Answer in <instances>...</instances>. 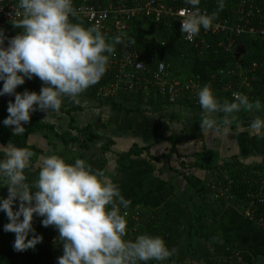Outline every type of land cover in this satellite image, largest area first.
Wrapping results in <instances>:
<instances>
[{
    "label": "clouds",
    "instance_id": "obj_1",
    "mask_svg": "<svg viewBox=\"0 0 264 264\" xmlns=\"http://www.w3.org/2000/svg\"><path fill=\"white\" fill-rule=\"evenodd\" d=\"M200 2L185 0L193 10L181 21L182 34L194 37L201 28L207 31L213 25L216 13H201ZM224 6L225 0H217L218 10ZM16 8L10 22L20 31L8 38L7 47L0 29V96L15 93L0 123L11 127L13 134L23 131L32 113L59 111L63 98L75 99L98 83L115 45L122 42L120 35L107 38L98 24L84 27L71 22L70 17L76 16L73 0H17ZM33 76L42 82L38 93L15 91ZM196 96L206 114L200 121L205 135L217 127L214 114L224 113L227 126L233 113L261 107L259 101L253 105L238 92L232 94L231 102H221L207 84ZM250 126L259 133L264 120L255 119ZM0 153V187L8 188L6 198L0 197V211L8 218L3 230L15 234V251L34 248L42 241L32 225L35 214L43 217L42 226H54L63 242L56 264H138L164 261L175 252L160 236L124 239L127 211L121 213V209L126 210L130 201L103 171L93 170L83 159L68 163L55 154L42 157L37 178L28 183L25 170L31 167L33 152L26 147H2Z\"/></svg>",
    "mask_w": 264,
    "mask_h": 264
},
{
    "label": "crops",
    "instance_id": "obj_2",
    "mask_svg": "<svg viewBox=\"0 0 264 264\" xmlns=\"http://www.w3.org/2000/svg\"><path fill=\"white\" fill-rule=\"evenodd\" d=\"M0 29L6 37L4 47H7L8 38L20 31L11 25L0 26ZM121 43L129 44L134 50H137L136 46L139 44L141 50L155 54L167 62L168 67L172 66L173 68H166V77L178 83L177 89L182 95H185L184 90L194 84L199 90L200 82L210 71L218 69L220 74L226 70L205 61H182L170 49L158 45L152 35L145 31L136 35L127 32ZM234 49V55L238 58L241 48L234 46L231 51ZM141 50L138 51L142 52ZM2 84L0 81V87ZM228 86L224 85L223 90ZM41 87L42 82L33 76L30 80L25 79V83L17 86L15 91L22 93L27 89L38 93ZM156 88L158 87L150 84L143 91L149 95ZM190 92L186 94L185 102L182 100L173 104H159L155 101L147 103L135 97L123 99L116 96L119 91L108 97L99 96L97 92L101 99L113 98L110 102H102L85 90L75 99L63 98L59 111L37 110L31 114L30 122L31 126L37 125L39 129L30 131L25 140L26 146L35 155L31 158V167L25 170L27 182L31 183L37 178L42 157L55 154L68 163L81 157L93 170L103 171L106 177L119 186L121 194L130 201L127 210L152 211L159 215L167 213L179 217L189 215V195L194 194L191 192L193 182L198 185L197 192L202 188L208 189L206 192L217 199L211 201L209 206V213L218 212L214 240L235 244L239 249L238 264H264V226L248 220L244 212L234 205L219 201L226 188H222V184L214 178L215 170L212 167L203 169L195 166V162L201 160L197 154L213 152L215 163L219 166L224 161H237L254 171L264 168V130L258 133L250 126V122L255 119L264 120V103H260L259 109L242 108L233 113L227 126L223 124L224 113L214 114L217 127L205 135L200 129V121L206 114L194 101L196 91ZM213 93L221 102L232 101L226 93L218 90ZM14 96L15 93L0 97L13 101ZM248 99L251 102V98ZM242 113L246 115L245 123H235ZM67 131H70V136H77L79 142L72 141L65 146L59 135ZM87 131L96 137H85L82 132ZM24 132L25 128L14 135L21 136ZM189 134L190 138L187 137ZM174 135L181 138L172 148L170 137ZM4 147L12 146L8 144ZM130 150L136 152L125 158ZM179 176L184 177L188 183L182 192L176 186ZM7 193L5 188L4 196ZM32 225L35 233L42 236V241L34 248L24 251H15L13 248L2 255L1 264H15L21 260L41 257L43 235L52 226L44 227L37 221H33ZM132 236L133 233H127L125 240ZM61 255L55 258L54 264ZM186 258L185 264H196Z\"/></svg>",
    "mask_w": 264,
    "mask_h": 264
},
{
    "label": "trees",
    "instance_id": "obj_3",
    "mask_svg": "<svg viewBox=\"0 0 264 264\" xmlns=\"http://www.w3.org/2000/svg\"><path fill=\"white\" fill-rule=\"evenodd\" d=\"M81 1L82 0H73V7L78 6ZM112 1L115 0H98V3L101 6H105ZM161 1L165 4L171 5L176 3L180 4V0ZM238 1L239 0H225L223 10H218L217 0H201L199 6L206 7L210 15L212 13H216L215 18H225L228 24H230L235 18L234 10L237 7ZM250 1L253 5L250 12L254 18L257 16L256 10H259L261 14H264V1ZM91 2H94V0ZM70 20L73 23H80L84 27L91 26L89 22L79 18L78 16L70 17ZM254 25L255 27H259L256 23H254ZM140 31L150 33L158 45L170 49L175 56L182 58V61H205L207 63L215 64L214 66H216V68H226L225 72H220L221 75L219 74L218 69L210 71L206 75L205 79L200 82L199 85L201 87L207 84L210 86L212 91L218 90L226 93L227 96H230V99H233V92H238L246 95L248 98L250 97V103L252 104H255L256 101L264 103V37L261 38L259 35L248 36L247 34L237 36L235 38L234 46L240 47L242 51L240 57L236 58L234 55L235 49L234 51H231L234 46L230 49H226L227 40L224 33L206 35L200 30L199 34L196 36L197 44L194 46L193 43L188 44L183 40L176 21L171 18L162 21H156L149 16L133 18L130 22V29L128 31L129 34L136 35L139 34ZM114 37L115 36H111L108 38L111 40ZM201 40L203 41V44L200 42ZM122 46V43L116 44L115 51H118L122 48ZM140 47L141 46L138 44L136 46L137 50H141ZM143 50L144 49L141 50L143 55L150 59L148 65L149 70H153L159 62H164L165 64L167 63L155 54ZM167 68L173 67L167 66ZM114 72L115 69L105 72L99 82L86 89V91L91 96L102 100V102H110L113 98L101 99L97 96V92L100 86L114 80ZM108 73L109 75H107ZM166 73H168L167 69ZM170 76H172V74ZM167 80L168 82H171V79L167 78ZM245 82L247 84H244ZM149 85L150 84H148V86H144L142 85V82H139L136 83L131 94H126L123 90L119 91L116 96L122 97L123 99H131L135 97L136 99L144 100L147 103L155 101L159 104H173L182 100L184 101L186 99V94H189L190 90H196V92L198 91V89H194L191 86L189 88L190 90H184L185 95L178 92L175 100L173 102H169L167 93L160 92L158 88L151 90L149 95H146L143 90H147ZM224 85H229L226 90H223ZM201 87H199V89ZM120 92L124 94H121ZM10 101L12 100L0 97V122H2L8 115L7 106ZM194 101L199 104L196 96ZM245 118V113H242L235 123H245ZM24 128V134L16 136L12 133L11 127L4 126L0 123L1 146L4 147L9 144L12 147L28 148L25 143L26 135L36 128L39 129V127L37 125L31 126V122L29 121L24 125ZM82 133L85 137L88 136L89 139L96 137L88 131ZM187 137L190 138V134L187 135ZM59 138L65 146L72 141L77 143L79 142L77 136H70V131H67L63 135H59ZM180 138L181 137L175 135L170 137L172 148L175 147ZM135 152V150H130L129 153L125 154V158ZM213 154V152H203L197 154L201 157V160H197L195 162V166L203 169L212 167L215 170L216 174L214 175V178L222 184V188H226L224 196L218 200L232 204L242 211H244L246 207L250 206L253 211V220L262 221L261 225L264 226L263 206L255 201L253 202L248 196V192L251 189L258 187L261 180L264 178V168H259L254 171L248 166L242 165L237 161H224L219 166L215 163L216 158ZM0 155L3 156V153H0ZM75 159L82 158L77 157ZM75 159H72L71 163H74ZM191 187V192L194 194L191 193V196L189 195L190 210L189 215L186 217H179L167 213L159 215L156 212L144 210L132 212L127 209H121V213L127 211V227L124 239L129 232L134 234V239L141 234L160 236L164 239L169 249H175V252L167 260H150L148 262H138V264H185V260L187 259L186 257L190 258V260L196 264H238L239 249L237 246L235 244L221 243L214 240L216 235L218 212L209 213V206L211 205V201H216L217 199L214 198L213 194L209 195V192H206L208 189L205 190L202 188L197 192L196 190L198 185L193 182L191 183ZM5 188L6 192H8L7 185L0 187V190L3 191ZM6 196L3 195L5 198ZM18 204V201L14 203L13 208H17ZM136 213L137 216L135 215ZM134 216H136L137 219L134 218ZM42 219L43 217L36 216L35 214L33 215V221L41 222ZM7 222L8 218L5 213L0 211V264L2 262V255L13 250V243L15 240L14 233L5 232L3 230V226ZM58 235L57 229L54 226L50 227L49 231L45 232L43 235L41 257L21 260L15 264H54L55 258L58 255L63 254V242L59 241ZM31 236L32 234H29L28 238H31Z\"/></svg>",
    "mask_w": 264,
    "mask_h": 264
},
{
    "label": "built area",
    "instance_id": "obj_4",
    "mask_svg": "<svg viewBox=\"0 0 264 264\" xmlns=\"http://www.w3.org/2000/svg\"><path fill=\"white\" fill-rule=\"evenodd\" d=\"M82 0L81 3L74 7L76 16L86 20L92 25H99L102 34L107 38L120 35L124 37L130 29V22L136 17H152L156 21L168 20L169 18L176 21L180 31L181 21L185 16L192 11V7L185 3V0H180V4L174 5L165 4L161 0H115L109 2L105 6H101L98 0ZM175 1V0H173ZM179 4V5H178ZM201 13L209 12L206 7L198 6ZM253 5L250 0H239L236 9L234 10L235 18L228 24L225 18H215L213 25L209 30L205 31L201 28L203 34L224 33L226 35L227 46L230 49L235 44V38L241 34L248 36L259 35L264 37V14L256 10V18L251 15ZM16 8L15 0H0V26L11 25V18ZM254 23L259 25L255 27ZM262 26V27H261ZM180 34L188 44H197L196 36L189 37L187 34ZM203 44V41H200ZM150 59L143 55L142 52L134 50L129 44H124L122 48L110 55L107 71L115 69L114 80L99 87L98 95L102 97L112 96L118 91L132 92L136 83L142 82V85H155L160 92H166L168 101L173 102L178 95L177 82H168L166 77L167 65L164 62H159L153 70H149ZM196 89V84L192 85ZM196 91V90H194ZM0 148H2L0 144ZM2 157V155H0ZM222 194V193H221ZM3 191L0 190V197H3ZM248 196L252 201L257 202L264 208V178L261 180L258 187L251 189ZM245 217L253 220V211L250 206L243 211ZM137 216V213L135 214ZM134 218L137 219V217ZM258 224H261L259 221ZM129 240L134 241V236Z\"/></svg>",
    "mask_w": 264,
    "mask_h": 264
},
{
    "label": "water",
    "instance_id": "obj_5",
    "mask_svg": "<svg viewBox=\"0 0 264 264\" xmlns=\"http://www.w3.org/2000/svg\"><path fill=\"white\" fill-rule=\"evenodd\" d=\"M236 56H238V53H236ZM187 184L188 183L184 177H182V176L177 177L176 186L179 189L178 190L179 192H182L183 190H185Z\"/></svg>",
    "mask_w": 264,
    "mask_h": 264
},
{
    "label": "rangeland",
    "instance_id": "obj_6",
    "mask_svg": "<svg viewBox=\"0 0 264 264\" xmlns=\"http://www.w3.org/2000/svg\"><path fill=\"white\" fill-rule=\"evenodd\" d=\"M238 53H239V57H240V55H241V50H240V51H238ZM239 57H238V58H239ZM134 212H136V211H134Z\"/></svg>",
    "mask_w": 264,
    "mask_h": 264
}]
</instances>
